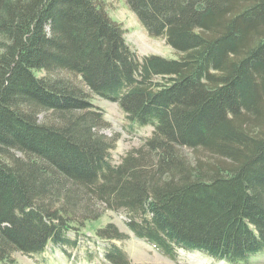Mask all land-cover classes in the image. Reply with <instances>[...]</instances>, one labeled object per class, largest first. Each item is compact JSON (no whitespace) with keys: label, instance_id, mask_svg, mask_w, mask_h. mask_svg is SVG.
<instances>
[{"label":"trees","instance_id":"1","mask_svg":"<svg viewBox=\"0 0 264 264\" xmlns=\"http://www.w3.org/2000/svg\"><path fill=\"white\" fill-rule=\"evenodd\" d=\"M104 1L0 0V264L79 251L107 210L172 260L243 264L264 250V0H124L177 57L138 55ZM93 95L152 125L118 162ZM128 236L95 228L99 262L136 264Z\"/></svg>","mask_w":264,"mask_h":264},{"label":"rangeland","instance_id":"2","mask_svg":"<svg viewBox=\"0 0 264 264\" xmlns=\"http://www.w3.org/2000/svg\"><path fill=\"white\" fill-rule=\"evenodd\" d=\"M104 4L111 18L120 22L126 42L138 55L149 53L166 57H177L179 55L178 51L166 43L163 36H151L124 0H105ZM38 74L41 75V73ZM92 102L103 108L104 117L109 122L108 126L103 128V131L108 135L114 133L117 135L115 145L110 149L112 161L118 162L120 156L127 149L139 145L143 137L151 133L152 125H142L128 120L117 101L93 95ZM184 150L188 158L193 156L209 157L207 152L201 149L193 151L190 148H185ZM123 218V214L107 210L96 220L86 221L82 231L88 236L80 239V246L77 248L80 250L70 249L72 251L68 256H63L59 250H55L53 253L47 250L44 252V256L55 260L53 263L47 264H101L99 260L102 258L103 241L96 239L95 228L104 225L108 221L116 223L122 231L129 234L126 239H116L114 241L127 252L131 261L136 264H229L222 260H215L197 250L184 249L183 247L177 249V259L172 260L159 253L143 239L136 237L124 225ZM84 251H92V256L89 257ZM12 255L16 264H44L40 258L31 257L18 251ZM243 264H264V250L258 255L249 258Z\"/></svg>","mask_w":264,"mask_h":264}]
</instances>
